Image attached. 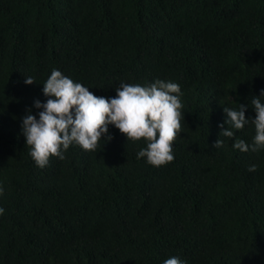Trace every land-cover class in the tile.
Returning <instances> with one entry per match:
<instances>
[{
	"label": "trees",
	"instance_id": "trees-1",
	"mask_svg": "<svg viewBox=\"0 0 264 264\" xmlns=\"http://www.w3.org/2000/svg\"><path fill=\"white\" fill-rule=\"evenodd\" d=\"M54 69L109 99L177 83L174 160L137 159L146 142L109 125L96 151L38 167L22 119ZM262 90L264 0H0V264H264V149L233 147ZM239 104L249 123L224 137Z\"/></svg>",
	"mask_w": 264,
	"mask_h": 264
},
{
	"label": "clouds",
	"instance_id": "clouds-1",
	"mask_svg": "<svg viewBox=\"0 0 264 264\" xmlns=\"http://www.w3.org/2000/svg\"><path fill=\"white\" fill-rule=\"evenodd\" d=\"M71 74V73H70ZM72 76V74H71ZM26 84L35 83L27 77ZM43 93L52 97L46 103L35 101L39 119L28 111L22 119V132L30 156L40 168L49 164L50 157L63 160L64 152L70 145H79L85 151H96L112 139L108 135L109 125H114L133 142L143 139L147 147L137 153V159L146 158L147 163L160 167L174 160L173 144L182 132L181 120L183 104L181 89L177 83L156 80L147 86L125 84L116 88L115 98L98 97L81 83L74 82L59 70H53L43 84ZM264 97V90L261 96ZM260 97H253L252 105L256 113L252 123L255 136L251 145L241 139H235L233 147L241 152H258L264 149V103ZM227 127L220 134L234 138L232 129L243 130L249 123L245 117V105L239 104V110L223 108ZM223 127V125L221 126ZM107 136V140L102 137ZM224 141L218 139L213 147L221 148ZM257 170L256 165L249 167L250 172ZM3 188L0 187V195ZM5 209L0 207V215ZM90 253L96 251L90 250ZM163 264H186L179 257L166 259Z\"/></svg>",
	"mask_w": 264,
	"mask_h": 264
}]
</instances>
